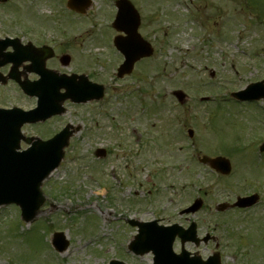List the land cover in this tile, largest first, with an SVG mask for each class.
<instances>
[{"label": "rangeland", "instance_id": "rangeland-1", "mask_svg": "<svg viewBox=\"0 0 264 264\" xmlns=\"http://www.w3.org/2000/svg\"><path fill=\"white\" fill-rule=\"evenodd\" d=\"M65 1L0 3V30L37 43H85L84 53L94 55L98 64L93 69L111 100L71 105L49 124L24 129L48 135L66 122L82 127L63 163L44 182L47 198L34 222H23L15 205L0 208V264H108L112 258L153 264L151 253L140 257L125 247L136 226L114 214L84 215L93 201L105 212L115 206L116 214L127 219L163 217L165 223L188 224L190 218L200 233L216 227V234H223L225 263L243 264L237 239L228 235L259 234L252 216L245 220L248 216L240 214L236 223L223 225L219 214L182 215L179 209L204 192L205 203L213 207L251 192H258L264 204V152L259 149L264 100L239 102L230 95L264 79V0H133L142 16L140 31L156 52L123 79L114 74L122 61L119 55L114 65L116 49H111L114 58L105 45H97L109 42L112 0H93L83 17L66 9ZM177 89L188 95L184 104L173 94ZM15 92L12 86L2 87L0 99L7 96L10 103ZM18 102L30 105L21 96ZM138 132L142 139L137 140ZM99 146L112 148V154L96 157ZM204 153L229 156L232 174L218 177L200 163L198 154ZM255 207L248 212L254 218L264 213V205ZM51 230L64 232L70 242L64 252L52 247Z\"/></svg>", "mask_w": 264, "mask_h": 264}, {"label": "water", "instance_id": "water-1", "mask_svg": "<svg viewBox=\"0 0 264 264\" xmlns=\"http://www.w3.org/2000/svg\"><path fill=\"white\" fill-rule=\"evenodd\" d=\"M70 5L73 8L80 9V7H77L73 2L70 3ZM136 13V12H135ZM136 23L135 25L138 26L140 23L139 15L136 13ZM126 18V13L124 9L120 10L119 13V19L118 21L124 20ZM119 26L123 27L121 22H119ZM126 28H129V32H133L134 35L128 36L126 42H129L130 44H127L126 46H121L120 48L124 53L127 54V61L122 66L124 72H130L132 70L134 62L144 55H149L150 52L148 48H146L143 44H141V40L143 39L140 37V35L137 32V27L135 30L132 26H125ZM137 39H141L138 41ZM119 42H122L119 40ZM145 42V41H143ZM135 44L139 45L144 51H136ZM178 97L183 101L185 98V95L183 92L178 91L177 92ZM235 96L245 99V98H261L264 97V81L260 83L253 84L248 87L247 90L235 93ZM17 116V122L14 130L7 131V129L2 126V118L0 116V137L5 136H11L14 137L13 140L14 145L18 146L19 139L21 137L20 134V127L22 123L25 121L28 116V114H25L23 112L16 115ZM7 125L8 129H11L12 124L5 123ZM29 152H26L24 154H28ZM32 155V154H30ZM40 159H34L27 162H24L23 167L20 169V173L14 177L11 176V178L8 180L9 183L13 188L7 189L6 191L1 192L0 191V203L3 202H12L16 201L21 204L23 208V216L25 218H30L33 214H35L37 208L42 203L43 196L42 193H40V184L42 180L48 175L50 170L57 164V161H51L48 165L47 162H41ZM202 161L206 163H210L215 167H218L222 172L228 173L230 171V163L227 159L223 157H218L215 159H211L209 157H204ZM0 165L4 168H10V166L6 165L5 163H1ZM1 176V172H0ZM29 185V187H28ZM249 200H252L250 198ZM147 226L145 223L140 224V234L137 236V240L133 242L134 248H136V251L145 252L150 249H152L155 253V261L156 264H196L192 263L185 259L184 257L180 256V259L177 255L173 254L171 252V246H172V237L166 238L168 233H165L163 231L159 232H153V231H146ZM160 234V239L156 236ZM62 240L60 237L56 239L54 243H60ZM163 245V249L161 246ZM136 246V247H135ZM63 246L60 245L59 248H62Z\"/></svg>", "mask_w": 264, "mask_h": 264}, {"label": "flooded vegetation", "instance_id": "flooded-vegetation-1", "mask_svg": "<svg viewBox=\"0 0 264 264\" xmlns=\"http://www.w3.org/2000/svg\"><path fill=\"white\" fill-rule=\"evenodd\" d=\"M23 44H26V42H23ZM84 43H74V42H51V43H39L36 44L37 47H41V46H49L51 47V50L48 49L47 51H41V50H36V52L34 53L33 51H27L24 52L26 55L29 56H33L35 54L36 57H38V59L40 60V64L44 66L45 70H53L56 72H66L65 69L67 68L66 60L64 59V55L66 54H71L70 60H69V64L71 65L72 63H76L78 62L80 65L81 64H85V68L86 69H78L77 72L78 73H87L88 76L92 79L95 80V72L93 71V69L91 68V64L93 61V58L90 56V54L88 53H84L83 48L82 47H78L77 45H83ZM8 51H13V47H9ZM33 61L31 59H24L21 61V63L19 64V67L16 69V75H18L22 80L25 79H29L31 81H35L40 77V74H38L37 72H35L36 70L33 67ZM68 64V65H69ZM69 65V66H70ZM82 66V65H81ZM11 64L4 66L2 68V71L5 75H7L10 70H11ZM78 80H80V78H78ZM82 84V83H81ZM8 86H12L15 89V93L17 94V96L19 97V95L22 93H20L21 88L18 84V81L16 79H12L9 80L8 84L6 85H2L0 84V88L2 87H8ZM15 95H12V99H17L18 97ZM27 99H29L30 101V105L29 106H33L35 104V102L37 103V97H33L30 98L26 95H24ZM23 96V97H24ZM8 98L9 97H5ZM5 98H1L0 99V105H8L9 104V100L7 101ZM5 100V102H4ZM94 103V102H93ZM53 119V118H52ZM51 119V120H52ZM92 132L94 134H98L99 133V129L98 127L96 128V125L91 128ZM258 205H263L261 202H258L257 204H255V206ZM254 207V206H253ZM205 212H207V216H211L213 213L218 214V211H215L213 209L212 206L210 207H206ZM254 209L252 208H230L228 210L225 211V213L222 215V222L224 223L226 219L228 218H232L233 220L236 219L240 214H242V217H246V220H249V217L252 216V221L254 224H257L256 228L257 231H259V234L252 232L249 236H244V237H240L239 241H238V247L237 249H239V256L242 258L243 257V264H261L259 263V259H264V213H258V216L261 217H253L254 213H248L250 211H253ZM261 210H264V208H261ZM202 211V210H200ZM199 211V212H200ZM181 214V213H180ZM188 220V218H186ZM259 225V226H258ZM255 227H252V230ZM207 232H211V233H215L216 231V227H214V229H207ZM229 234V233H226ZM256 234V235H255ZM231 236V235H230ZM235 239H237V235H232ZM221 242V241H220ZM215 244L216 242H214V240H209L208 242L202 244V245H195V244H191V247L195 250H200V251H205L208 250V255L214 251L215 248ZM224 245V244H223ZM222 244L220 246L221 252H222V257L223 255V251H222ZM257 263H256V262ZM264 264V262L262 263Z\"/></svg>", "mask_w": 264, "mask_h": 264}]
</instances>
